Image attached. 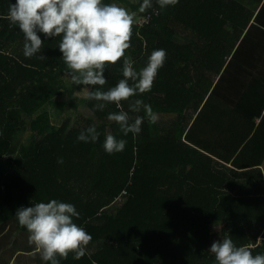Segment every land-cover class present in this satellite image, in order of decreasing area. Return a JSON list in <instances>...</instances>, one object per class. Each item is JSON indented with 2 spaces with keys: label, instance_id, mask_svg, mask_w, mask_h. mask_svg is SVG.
Returning <instances> with one entry per match:
<instances>
[{
  "label": "trees",
  "instance_id": "trees-1",
  "mask_svg": "<svg viewBox=\"0 0 264 264\" xmlns=\"http://www.w3.org/2000/svg\"><path fill=\"white\" fill-rule=\"evenodd\" d=\"M103 2L152 15L134 26L127 55L137 71L153 50L167 58L151 91L132 100L174 115L172 127L150 123L142 109L129 113L145 116L141 132L125 136L107 120L115 105L93 111L96 101L83 123L52 124L59 102L40 99L66 95L60 37L38 33L41 53L26 58L23 34L4 18L15 0H0V256L16 255L0 264H46L15 213L52 199L74 205V222L92 236L84 257L59 264H215L208 250L228 235L264 254V108L251 99L264 88V0H179L164 9L153 0L143 14L142 0ZM122 66L105 68L102 90L123 78ZM92 125L98 140L78 142ZM109 133L126 140L122 152L104 151ZM25 252L32 261H19Z\"/></svg>",
  "mask_w": 264,
  "mask_h": 264
},
{
  "label": "clouds",
  "instance_id": "clouds-1",
  "mask_svg": "<svg viewBox=\"0 0 264 264\" xmlns=\"http://www.w3.org/2000/svg\"><path fill=\"white\" fill-rule=\"evenodd\" d=\"M178 2L156 0L160 9ZM152 8L153 0H142L138 12L143 14ZM4 18L23 34L26 58L41 53L44 41L38 33L45 38L60 37L58 49L65 65L63 78L70 85L82 86L77 94L84 99L97 102L93 111H104L107 105H115L117 111L110 112L107 120L115 122L125 136L139 135L145 116L150 123L157 121L151 105L132 98L151 91L167 53L164 49L153 50L144 67L139 71L133 67L127 51L137 24L136 12L103 0H15ZM150 18L144 17L145 22ZM45 58L39 55V59ZM121 61L123 78L114 87L102 90L107 83L105 68ZM125 102L129 103L128 111L123 108ZM142 109L145 116L129 115ZM99 135L92 125L80 132L77 141L95 143ZM125 146L126 140L117 139L111 133L105 136L103 149L107 154L122 152ZM79 215L74 205L56 199L20 207L15 213L18 224L28 232L29 243L46 264H59L69 254L76 260L86 255L92 236L74 222L73 218L79 219ZM252 248V245L237 246L228 235L213 242L208 252L214 256L215 264H264V254L253 255Z\"/></svg>",
  "mask_w": 264,
  "mask_h": 264
},
{
  "label": "crops",
  "instance_id": "crops-1",
  "mask_svg": "<svg viewBox=\"0 0 264 264\" xmlns=\"http://www.w3.org/2000/svg\"><path fill=\"white\" fill-rule=\"evenodd\" d=\"M128 1H130L131 4L138 5L140 0H128ZM120 5L123 6L122 4H120ZM63 72L60 73L59 80L61 81V84L58 85V86H59V88H61V90L66 91V95L63 96V97H60L58 99H56L57 97H53V96H48L47 95V96H44V97H42L40 99V103L44 105L45 103H47V102H49L50 100L53 99V100H56V101L59 102L54 107H56L58 105L59 107H65V108H68V109L72 108L74 113H78V112L81 111V108L86 107V109H87L86 110L87 111L86 114H88L90 112V109L88 107V100L84 99L82 95L77 94V91H79L80 87H82V86L70 85L63 78ZM260 98H261V101H260ZM251 99H252V101H254L257 104L256 106H257L258 109L260 107L264 108V88H259L258 86L255 87L254 91L252 93ZM54 107H52V109ZM263 115H264V110H263ZM50 116H51L52 124L60 123L59 119H56V118L53 117V114L51 113V111H50ZM256 122L259 123L260 120L258 119ZM26 134L29 135L28 133H26ZM226 167L228 169L231 168L230 165H227ZM260 168L264 170V165L261 166ZM246 170H249V169H246ZM235 171H239V170L235 169ZM31 253H33V252L21 253V255L19 256V261H32V259H30V257H28V254H31ZM37 253L39 254V252H37ZM15 258H16V255L12 256V257H10L9 255H2V257L0 256V261H14Z\"/></svg>",
  "mask_w": 264,
  "mask_h": 264
},
{
  "label": "rangeland",
  "instance_id": "rangeland-1",
  "mask_svg": "<svg viewBox=\"0 0 264 264\" xmlns=\"http://www.w3.org/2000/svg\"><path fill=\"white\" fill-rule=\"evenodd\" d=\"M77 110V109H76ZM86 107L81 108V111L78 113H74L72 108H65V107H59L56 106L51 110V113L53 114V117L56 119H59L60 122H62L65 119H72V124L75 125L77 122H81L82 117H85V115H90L91 112H89L88 114H86ZM174 119V115H157V121H159V123L161 124V126L163 128H165L166 130L170 129L172 127V121ZM29 120V119H28ZM83 123V122H81ZM27 134L26 133H22L19 135V139L18 142L20 144H27ZM29 140V137H28ZM126 198V197H125ZM216 230V229H215ZM216 239V237H214V240Z\"/></svg>",
  "mask_w": 264,
  "mask_h": 264
},
{
  "label": "built area",
  "instance_id": "built-area-1",
  "mask_svg": "<svg viewBox=\"0 0 264 264\" xmlns=\"http://www.w3.org/2000/svg\"><path fill=\"white\" fill-rule=\"evenodd\" d=\"M147 16H150L151 17L150 20H148L147 22H145L144 17H138L137 18V24L136 25L139 26V27H143L144 25H147L150 22H152V19H153L152 15H147ZM147 16H145V17H147ZM126 196H128V192H127V190H124L121 193V195L116 199V202H122Z\"/></svg>",
  "mask_w": 264,
  "mask_h": 264
}]
</instances>
